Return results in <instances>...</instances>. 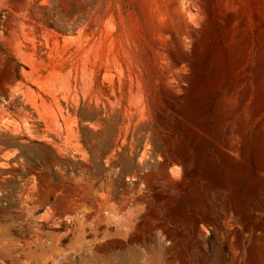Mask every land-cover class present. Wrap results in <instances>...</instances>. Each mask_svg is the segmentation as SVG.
<instances>
[{
	"label": "rangeland",
	"instance_id": "374dc122",
	"mask_svg": "<svg viewBox=\"0 0 264 264\" xmlns=\"http://www.w3.org/2000/svg\"><path fill=\"white\" fill-rule=\"evenodd\" d=\"M0 264H264V0H0Z\"/></svg>",
	"mask_w": 264,
	"mask_h": 264
}]
</instances>
